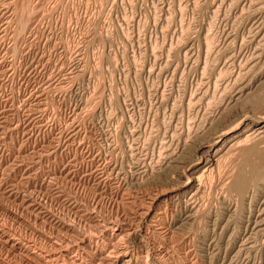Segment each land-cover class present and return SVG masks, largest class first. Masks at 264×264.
<instances>
[{
	"label": "rangeland",
	"instance_id": "374dc122",
	"mask_svg": "<svg viewBox=\"0 0 264 264\" xmlns=\"http://www.w3.org/2000/svg\"><path fill=\"white\" fill-rule=\"evenodd\" d=\"M263 1L0 0V225L48 250L52 241L72 240L73 228L92 226L101 237L103 224L121 222L132 229L130 243L113 235L112 244L132 247V264H223L234 256L229 249L240 241L250 201L238 203L225 184L243 163V147L224 148L193 199L171 200L174 183L133 177L141 167L156 175L160 160L184 143L199 145L197 134L232 95L244 88L264 95V41L256 36ZM21 200L37 206L38 216ZM186 201L199 211L192 224L174 229ZM158 212L165 218L155 219ZM211 241L217 246L208 248ZM24 245L15 255L0 246V261L24 264ZM247 253L238 261L261 255Z\"/></svg>",
	"mask_w": 264,
	"mask_h": 264
},
{
	"label": "bare ground",
	"instance_id": "6f19581e",
	"mask_svg": "<svg viewBox=\"0 0 264 264\" xmlns=\"http://www.w3.org/2000/svg\"><path fill=\"white\" fill-rule=\"evenodd\" d=\"M21 5H23V3ZM23 7H24V5H23ZM262 9H264V7L257 9V10H259V14H261L260 13L261 12L260 10H262ZM257 10H255V12H257ZM263 24H264V20L261 23V27L260 28L258 27L259 30L256 33V36H258V38H260L259 41H261V40L264 41V34L262 33V26H263ZM259 41H258V43H259ZM263 45H264V43H263ZM156 50L158 51V49H156ZM258 54H259V52H258ZM258 54L256 56L257 58L259 57ZM256 64H258V63H256ZM225 90H226V88H225ZM244 90H245V88H244ZM244 90L241 91V92L238 90L239 92H237L235 95H232L231 99L228 101V103H227V105H225V107L224 106L222 107V105H221V110L219 112H217L218 114H216L215 116H212L213 119L211 118V120L208 121V123L205 125V128L203 129L204 130L203 132H202V130L200 131L201 133L200 132H196V133H200V134H197V138L199 140L202 139L201 141H199L200 142L199 145H197L196 144L197 142H195V144L197 146H195V145H193V146L189 145L190 146V148H189L187 146L188 145L187 144L188 142L186 143L187 145H185V143H184L183 147L181 146L182 148L181 147L179 148V150H178L179 152H173L172 154H170V153L168 154L167 153L168 154L167 158L164 157L165 155L163 156L165 158V160H160L161 163L159 164V168H158L157 171L155 170L156 171V175H154L153 172L151 173L152 170H150V173H149V169L144 166L145 168L143 169L141 167L142 169L140 168V170H142V171L141 172H138L137 176L135 174V177H133V180L135 181V183L136 182L137 183L139 182L138 181L139 178H141V181L140 182H142L143 181L142 178H144V177L149 182L152 181V179H153V180H157L158 182L164 181L165 184H167L166 182H168L169 184L170 183H174L173 186L170 185L171 186L170 187V190L168 192H166L167 193L166 195H168L169 196L168 198L171 199V200L175 199V200H180L181 201L182 200V197H184V196L186 197V194H188V193L191 194L190 196L193 199V197H195L199 193V191L201 190V186H202L201 185V180L202 179L200 177L201 176H204L208 172H212L214 170V168H216V166L220 162L222 156L224 155V157H225L226 151H225L224 154L222 153V151L224 150V148L228 144H230V143H231L230 144V147H233V149H235L234 147H239V149L241 147H243V155H242V159H244V160H242L243 163H241L239 166L237 165L238 166L237 169L234 170V172H232V173H230L228 175L229 177H227V182L225 184L226 185L225 187H227V189L229 190L230 194L234 196L235 200H237L238 203L241 202V203H244L245 204V203H248V201H250V205L247 204L250 207V208L248 207L249 208V212L247 210V212L249 214L247 216V220H245L246 221V225H245L244 229L239 232V236L238 237L240 238V241L233 243V245L229 249V253L231 254V253H234L235 252V255L232 256L231 258H225L224 257L223 264H264V95L261 96L260 95L261 94L260 92H259V94L257 92L256 93L255 92L254 93L252 92V94H251V91H250L251 89L249 90L250 92L244 91ZM255 91H256V89H255ZM228 94H230V93H228ZM256 94L257 95H260V96H257ZM225 99H227V98H225ZM224 103H222V104L224 105ZM239 104H241L240 106L246 104V106L244 105V106H242V109L238 110L237 107L239 106ZM192 105L194 106V104H192ZM211 107H213V106H210V108ZM208 111H206V112H208ZM202 116H203V114H202ZM229 129H231V130H229ZM227 130L229 132H228V134H225L226 132H224V131H227ZM9 131L10 130L7 129V135L10 133ZM214 134H218V136H216L217 138L215 140L208 141V138L207 137L210 136V135H211V137L212 136H215ZM225 135H228V136L225 137ZM222 137H225V138H224V140L222 139V141H221L220 139ZM230 147H228V148L230 149ZM175 149H174V151H175ZM230 151H232V150H230ZM159 158L160 157H158V159ZM157 163H158V160H157ZM156 166H157V164H156ZM218 167H220V166H218ZM218 167H217V169H218ZM155 168H157V167H155ZM179 168L182 169V170H179V175H178L180 177L179 179H181V181L180 182H177V184H175V182L178 181L179 179L176 180L174 178V172L175 171L178 172V170H176V169H179ZM199 172H200V175L198 177L195 176L197 173L199 174ZM139 174H141V177H139ZM206 177H208V176H206ZM183 178H185V179H183ZM142 186H144V185H142ZM182 186H184V188H181ZM210 186H211V184H210ZM161 195H159V196L157 195L156 198L154 197L153 198L154 201L158 200L161 197ZM197 197H198V195H197ZM191 198H189V199H191ZM137 199H139V198H137ZM137 199H135V200H137ZM185 203H186V205L183 208V210L181 211L179 217H177V218L174 217V220L172 219L174 221V225H173V228L174 229H179L180 227H182V226L184 227V225H187V224H190V223L192 224V221H194V216H196L195 215L196 212L198 213V211H199L198 210L199 206L197 208L196 205L193 202L192 203L191 202L190 203H187V201H186ZM18 204L20 205V207L23 210H26V212L30 211L31 213L33 212L34 214H36L37 213V210L39 209L37 206H35L33 203H31L28 200H21ZM131 204H133V203H131ZM176 204H177V202H176ZM34 206L37 207V210L34 209ZM151 206H149V207H151ZM241 206H242V204H241ZM42 207L44 208V206H42ZM1 209H2L3 213L7 217L12 218L14 221L20 223V225H25L27 223V221L21 216V214L19 215L18 213H14L15 211L14 212H11L10 210L7 209V206H6V208L1 206ZM181 209H182V207H181ZM230 209H232V208H230ZM148 210H149V208H148ZM150 210H151V208H150ZM75 213L77 215L78 214V211H76ZM161 213H162V211H161ZM87 214L86 213L82 214V217L83 216H87V217H89V219H93L91 216H89ZM159 214H160V212H158V214L156 216H154L155 219L162 220V219L165 218L164 217V218L160 219ZM163 214H164V212H163ZM36 215L38 216V214H36ZM166 217H168V215ZM112 220L113 219H111V221ZM50 221H52V220H50ZM54 223H56L57 225H61V223H59L57 220ZM120 223H119V225H120ZM85 224H86V222H85ZM112 224H114V222L111 223V222H108V221H107V224H103V225H105L104 226V230L102 228V230L104 231V233L101 234V235H103L101 237H100V234H99L100 232H102V231H100L101 229L98 230L99 231L98 232L99 235L96 234L97 231L95 233L90 232V231H92V230H90V228L92 226L89 228V232L86 231L87 233L86 232H81L80 229L77 230L78 228L77 229L76 228H73V229L71 228L72 231H73V233H72L73 239L72 240L70 238L67 239L66 237L64 239H61L59 237L61 239L60 242L59 241H57V242L56 241H52L53 244H50V245H52V248H50L51 250L50 249L47 250V246L46 245H43L42 246V244H40V245L37 246L34 243H30L31 241H29V240L26 241L25 239H22V236H19L18 237L17 236L18 234L15 233V231H13L12 228H10L8 226H5V225H0V246L7 251V254L9 253V254H14L15 255L16 254V251H20L22 249L23 244H25L24 247H26V249L28 251V255H25L24 256V257L27 258V259L24 258L25 259L24 264H49V263H52V264H62L64 262H66V261H69L71 264H132V259H133V255H134V253H132L133 251L131 250L132 247L130 249V247L122 246L121 245L122 243L120 241L118 242V244L117 243L115 244V242H114V244H112L113 235L114 236L117 235V236L120 237V239L127 240V242L129 240H131L132 229H131V227L130 228H125L123 226H119L118 224H117V228L114 227L112 229V227H113ZM115 224H116V222H115ZM91 225H93V224H91ZM98 226H100V225H97V227ZM160 226H162V225L160 224ZM164 227H166V226H164ZM96 228H94V229H96ZM97 229H99V228H97ZM109 229H111V231H112V235L110 237H109ZM60 231L61 230H59V232ZM175 231H177V230H175ZM124 232H126V234H124ZM173 232H174V230H173ZM234 232L236 233V230ZM236 235H237V233H236ZM220 236H221V234H220ZM116 238H114V239L116 240ZM165 239L166 238H164V237H162V239H159V240H162L161 243L164 245L163 248L166 246V244L168 242V240L166 239L167 240L166 241ZM57 240H58V238H57ZM41 241H45V240L43 239ZM128 243H130V242H128ZM207 244L208 243H206V246H207ZM212 246H217V243L214 244L212 242L211 244L208 245V248H211ZM160 248H162V247H160ZM202 248H204V247L202 246ZM214 249H216V248L214 247ZM169 251H170V249H169ZM226 251H228V250H226ZM243 251L248 252L247 254H249V253L251 254L252 252L253 253L254 252H257L258 253V251H259V252H261V255L259 256V259L258 260L257 259H253L254 261H252V259H248V260H245L244 261V260L241 259L242 262L241 261H238V255H240L241 253H243ZM156 254L157 253H155V255ZM259 254L260 253H258V255ZM203 255H206V254H203ZM211 256L213 257V255H211ZM214 256H215V254H214ZM254 258H255V256H254ZM12 261H14V260H12ZM210 261H211V259H210ZM214 261L215 260H213L211 262H214ZM20 263L21 264L23 263V258H22V262H20ZM0 264H6V263L0 261Z\"/></svg>",
	"mask_w": 264,
	"mask_h": 264
}]
</instances>
